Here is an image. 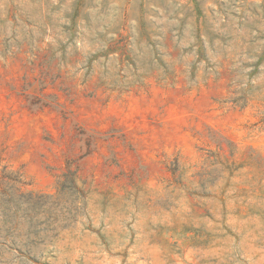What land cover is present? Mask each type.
Segmentation results:
<instances>
[{
  "label": "rangeland",
  "instance_id": "rangeland-1",
  "mask_svg": "<svg viewBox=\"0 0 264 264\" xmlns=\"http://www.w3.org/2000/svg\"><path fill=\"white\" fill-rule=\"evenodd\" d=\"M9 177L0 264H264V0H0Z\"/></svg>",
  "mask_w": 264,
  "mask_h": 264
},
{
  "label": "trees",
  "instance_id": "trees-1",
  "mask_svg": "<svg viewBox=\"0 0 264 264\" xmlns=\"http://www.w3.org/2000/svg\"><path fill=\"white\" fill-rule=\"evenodd\" d=\"M62 177L63 179L59 181L61 190H64V185L70 182L74 185L78 198L84 195L83 188L77 183V170L68 167ZM9 179L11 183L0 178V248L20 251L28 245L29 232L43 217L52 229L56 219L52 217L51 210L37 209L38 199L47 196L35 194L31 190H23L27 183L19 177H9ZM55 199L57 200L58 197ZM65 209L71 211L70 206H66Z\"/></svg>",
  "mask_w": 264,
  "mask_h": 264
}]
</instances>
